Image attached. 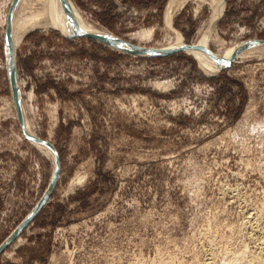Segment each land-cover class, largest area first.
<instances>
[{"label":"rangeland","instance_id":"1","mask_svg":"<svg viewBox=\"0 0 264 264\" xmlns=\"http://www.w3.org/2000/svg\"><path fill=\"white\" fill-rule=\"evenodd\" d=\"M71 1L88 23L136 47L174 41L171 0ZM226 2L210 27L209 0L175 10L182 44L208 28L217 54L264 41V0ZM25 3L0 0V246L43 201L54 171L23 136L10 88L5 29ZM72 34L35 29L16 46L22 115L54 146L60 172L0 264L263 258L264 49L230 52L225 69L207 74L185 50L143 56Z\"/></svg>","mask_w":264,"mask_h":264},{"label":"bare ground","instance_id":"2","mask_svg":"<svg viewBox=\"0 0 264 264\" xmlns=\"http://www.w3.org/2000/svg\"><path fill=\"white\" fill-rule=\"evenodd\" d=\"M25 1L26 3L21 6L20 12H18L17 19L16 16L14 18L15 13L13 14V17L11 16L10 28L8 30L7 38L5 40V47H6L5 57L8 68H9L8 58L11 56L12 60L14 61L16 46L20 44L24 36L32 30L55 29L63 33H73L75 32V29H77L79 30V32L84 34H99V35L107 34L105 30L96 28L90 23H88L82 17L81 13L79 12L77 7L74 5V3L71 0H29V1L25 0ZM188 1L189 0H171L166 10L165 25L170 30L175 32V38L173 42L169 43L168 45H163L160 48H152L150 49V51L145 48H139L138 46L137 47L140 50L148 53V52H156V51L160 52L162 50L170 49L174 45H184L182 44L184 43L182 35L179 32L175 31L171 25L172 24L171 17L174 14L175 10L182 8ZM194 1L197 2L196 4L198 5V7H201L203 6V4L206 3V0H194ZM19 2L24 3V0H17L16 6ZM226 3H227L226 0H209V6L212 9V16H211V21L209 23V27L214 21L218 20L221 17ZM73 26L75 27V29L73 28ZM143 33L148 34L147 36H150L151 31L143 32ZM208 34H209V28L208 31H206L205 35L201 36L198 40L194 42L195 45H190L195 48L192 49L185 48V51L188 52L190 56H192L194 59L198 61L200 66L203 67L204 71L207 74L217 72L218 70H220L221 67L227 65L228 59L230 57L229 55L230 52L243 51L245 50L243 49L244 47H247L248 49L246 48L247 49L246 52H250V53L255 49L258 50L264 49V41H258V42L256 41L252 45H249L250 47L241 45L240 43H236L229 49H226L222 53L217 54L209 51ZM147 36H145V38H147ZM99 42H103L114 49H118V50L123 49V50L132 51L131 50L132 48L130 46L120 43L113 39H103ZM246 52H242V53L240 52L241 53L240 57H243L244 55L248 54ZM215 59L218 61H216ZM20 102H21V110L25 111L21 98H20ZM23 120L26 131L29 134L35 136L33 131L31 130V126L28 119L25 118V114ZM32 144L37 148H40L41 150L46 152V154L49 157H51L52 163L55 166V155L49 147L39 143H32ZM260 252L263 253L264 251L263 252L260 251ZM258 255L260 256V253H258ZM259 256H257V253L256 256L251 257L250 255V258L246 259L243 262H246L247 264L249 263L261 264L260 258H262L261 257L262 255L260 256V258ZM262 259L264 260V256Z\"/></svg>","mask_w":264,"mask_h":264},{"label":"water","instance_id":"3","mask_svg":"<svg viewBox=\"0 0 264 264\" xmlns=\"http://www.w3.org/2000/svg\"><path fill=\"white\" fill-rule=\"evenodd\" d=\"M16 1L17 0H14V2H16ZM73 28L75 29L74 26H73ZM8 30H9L8 25H6L5 35L8 34ZM65 37H67V38L84 37V38H89V39L95 40L97 42H99V41H101L103 39H113V40H116V41H118L120 43H123V44H126V45L130 46L132 48L131 49L132 51L126 50L127 52H132V53L140 54V55H143V56L166 55V54L174 53V52L179 51V50H183L184 51L185 48H187V49L195 48L193 46L185 44V45H182L181 47L170 48V49L162 50L160 52L157 51V53H147V52H144V51L140 50L139 48H137L135 45L131 44L130 42H128V41H126V40H124L122 38H119V37H117L115 35H112L110 33L101 34V35H99V34H84V33L79 32V30L75 29L74 34H72L70 36H65ZM254 42H256V41H252V42L248 41V42H246V43H244L242 45L249 46V45H252ZM12 61H13L12 57L10 56L8 58V63H9L8 76H9V81H10V88H11V92H12L13 102H14V105H15V108H16L17 118H18V122H19V125H20V128H21V131L23 133V136L31 143H39V144H42V145H45V146L49 147L52 150V152L54 153V155H55V166H54L55 168H54V173H53V176H52V178L50 180L48 188L46 190V194L44 196L43 201L40 202L32 210V212L23 221V223L16 229V231L0 246V253L13 241V239L16 237V235L19 234V232L22 230V228L29 223V221L38 213V211L41 210L43 205L47 202L48 198L52 194V191L54 190V187H55L57 179L59 178V172H60V160H59L58 152L56 151L54 146L49 141L40 139V138H38L36 136H33V135L29 134L26 131L25 127H24V120H23V115H22V110H21V102H20V93H19V89H18L16 78H15V75H14V65H13ZM226 67H227V65H225L224 67H221L220 70L221 69L223 70Z\"/></svg>","mask_w":264,"mask_h":264}]
</instances>
